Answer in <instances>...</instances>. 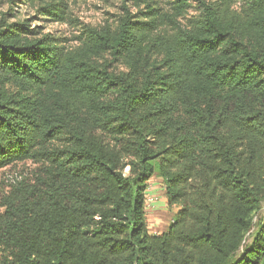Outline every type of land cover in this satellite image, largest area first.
I'll list each match as a JSON object with an SVG mask.
<instances>
[{
    "label": "trees",
    "instance_id": "obj_1",
    "mask_svg": "<svg viewBox=\"0 0 264 264\" xmlns=\"http://www.w3.org/2000/svg\"><path fill=\"white\" fill-rule=\"evenodd\" d=\"M71 1L0 10V169L36 165L0 188V264H264V0H126L74 45L15 13Z\"/></svg>",
    "mask_w": 264,
    "mask_h": 264
},
{
    "label": "rangeland",
    "instance_id": "obj_2",
    "mask_svg": "<svg viewBox=\"0 0 264 264\" xmlns=\"http://www.w3.org/2000/svg\"><path fill=\"white\" fill-rule=\"evenodd\" d=\"M160 4L163 9L168 8L166 3ZM72 15L74 16V23L69 22H49L41 19L40 15L36 14L35 10L30 6H21L16 9V14L22 19H31L29 22L32 27H38L43 33H50L53 36L64 37L71 45L76 44L73 40L75 36L80 34V27L85 24L103 25L106 21L110 23L116 22L119 15L123 14V7L129 6L131 12H136L132 1L126 0H78L71 1ZM8 4L6 0H0V10H6ZM144 8V6H143ZM36 165L31 162L19 163L15 166H9L0 169V188L8 184V180L16 174L28 175L34 172ZM9 178V179H8ZM153 184L158 185V192L155 194L159 198L155 207L147 210V219L149 230L153 234H159L168 229L175 214L176 207H170L167 203L162 181L157 178H152ZM163 219L162 226L156 227L157 217Z\"/></svg>",
    "mask_w": 264,
    "mask_h": 264
},
{
    "label": "built area",
    "instance_id": "obj_3",
    "mask_svg": "<svg viewBox=\"0 0 264 264\" xmlns=\"http://www.w3.org/2000/svg\"><path fill=\"white\" fill-rule=\"evenodd\" d=\"M153 188H154L153 179H151L149 181V185H148V188L146 191V198H145L146 210H149V209L155 207L157 204V201L159 200L157 195L155 193H153Z\"/></svg>",
    "mask_w": 264,
    "mask_h": 264
},
{
    "label": "crops",
    "instance_id": "obj_4",
    "mask_svg": "<svg viewBox=\"0 0 264 264\" xmlns=\"http://www.w3.org/2000/svg\"><path fill=\"white\" fill-rule=\"evenodd\" d=\"M159 180H160V179H159ZM157 187H158V185L156 186V185L154 184L153 193L158 192V190H156ZM155 191H156V192H155ZM161 221H163V219L161 218V216H160L159 218L157 217L156 222L159 223V224H156V225H157L156 227L162 226ZM158 225H159V226H158ZM150 227H153V226H150V225H149L148 228H150ZM149 231H150V230H149Z\"/></svg>",
    "mask_w": 264,
    "mask_h": 264
}]
</instances>
